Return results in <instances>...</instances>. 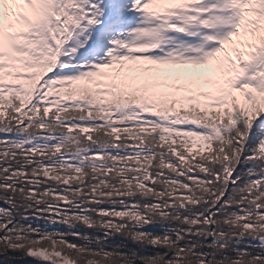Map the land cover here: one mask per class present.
<instances>
[{
  "label": "snow or ice",
  "instance_id": "1",
  "mask_svg": "<svg viewBox=\"0 0 264 264\" xmlns=\"http://www.w3.org/2000/svg\"><path fill=\"white\" fill-rule=\"evenodd\" d=\"M9 252L264 264V0H0Z\"/></svg>",
  "mask_w": 264,
  "mask_h": 264
},
{
  "label": "trees",
  "instance_id": "2",
  "mask_svg": "<svg viewBox=\"0 0 264 264\" xmlns=\"http://www.w3.org/2000/svg\"><path fill=\"white\" fill-rule=\"evenodd\" d=\"M32 223H34V225H39L41 227L44 226V221L43 220L32 221ZM64 230H66V229H64ZM82 230L91 231V230H87V229H82ZM69 239H73L74 242H79V241H76L72 237H69ZM113 242L119 243L120 242L119 238H117V240L113 241ZM9 258H11V259H9ZM0 260L5 261L6 264H37V261H35L34 259L27 258V257L23 256L20 253H13V252H9L7 254V256L0 255Z\"/></svg>",
  "mask_w": 264,
  "mask_h": 264
}]
</instances>
